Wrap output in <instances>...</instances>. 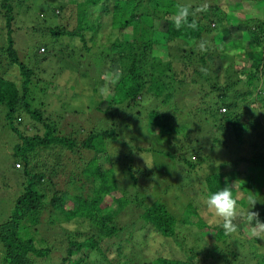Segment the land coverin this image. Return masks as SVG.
I'll return each mask as SVG.
<instances>
[{"label": "trees", "instance_id": "16d2710c", "mask_svg": "<svg viewBox=\"0 0 264 264\" xmlns=\"http://www.w3.org/2000/svg\"><path fill=\"white\" fill-rule=\"evenodd\" d=\"M18 1L0 0V16L2 17L0 19V25L2 26L0 27V106L6 108L2 116L8 123L10 131L18 138L17 143L11 149V155L14 164H19V167L15 166L17 170L23 166L21 175L27 183L23 193L16 200L15 212L11 219L0 225V242L4 244L6 249L5 262L7 264H35L34 259L31 257L41 258L51 252L50 248L52 249V247L49 249L42 248L38 251L34 236H26L25 238L22 235L23 232L29 231L31 228L36 231V226L43 222V210L48 212L57 208L68 221L75 220L81 222V224L97 223L102 226H110L116 223L119 214L132 201H137V203L143 205V201L134 196L127 199L124 195L119 197L114 195L117 191V182L113 180V160L105 146L107 141L110 140L126 142L127 139L124 137L125 128H129V122L130 126L134 125L135 127L141 123L143 109L148 111L146 113L148 123L157 126L156 133L158 134L152 133L156 135V143L158 144L157 138L167 135L168 139L171 142L173 141V144L172 146H170L171 142L164 144L168 147H164L161 151L155 148L157 145L155 147L145 146L140 148L130 146L126 142L127 148H140L139 150L148 153L151 157V153L159 155L161 160L183 161L190 169L195 170L198 166L196 162H200L199 160L202 157L201 152L193 154L189 160L183 150L174 147L176 141L180 139L178 138L179 134L184 132L182 126L187 125L186 119L183 123H176L174 113L179 112L180 107L178 108L175 99L179 100V92L183 90V87H193L191 82L198 83L202 92H204L199 99V105L197 104L195 107L206 112L208 118L215 123L210 128H219L220 131L231 132L238 144H241L242 140L245 141L247 136L252 138V135L255 134L260 139L256 142L264 147V127L262 124L264 122L257 124L259 112L264 113V93H262V98L259 97L262 96L259 93V91L261 92V86L264 88V19L256 20V17H247L244 20L235 19L237 25L230 24L227 21V14L221 6L218 3L207 2L208 0H114L124 10L132 7L127 13L118 12L113 17V24L117 26L118 33L121 35L131 29L132 38L126 40L117 37L109 50L104 51L102 54V62L104 66L105 64L107 66L101 72L100 80L102 82L105 80L101 77H105V73H110V68L120 70L122 75L120 80L112 87L114 96L111 100H104L103 103L96 106L104 115L103 121L100 122L101 128L93 130L92 134L88 135L81 145L85 149L95 152V157L88 161L83 159L79 161L92 162L94 165L97 164L95 162H105L103 163L105 166L98 164L96 170L91 168L88 170L85 167L84 173L87 174V182L84 178L81 180L80 176L71 179L69 187L77 188L78 193L73 192L74 188L71 190L58 188L59 185L56 184V176L53 171L43 168L44 172L38 173L31 167L32 163L39 162L36 156L40 155L44 156L41 158V162H50L49 164H55L60 171H66L59 162H66L64 152L72 151L75 153L76 148L79 146L78 139L72 134V130L68 134H63L62 129L70 127L68 125L64 126L63 123L61 124L59 120L54 118L53 112L51 114L53 116H51L42 110L41 107L46 105V101L49 99L43 97V101L36 100L35 95L39 93L33 92L32 86L38 83L35 82V79L40 81L37 78L38 71L47 72V69L44 68L45 64L49 65L53 58H57L60 38L66 36L70 38L78 37L84 43L87 51L91 52L92 49L86 45L84 32L91 31L93 36L97 35L99 20L97 21L98 25L93 23V9L101 5H104L103 8L105 9V4L110 0H68L67 5L75 7L79 16L77 20L78 28L74 30H68L66 26L50 28L49 35H47L48 41L42 42L45 44H40L31 58H29V54H23V57L19 54L13 37L18 21L14 7ZM245 1L250 2V0ZM255 1L256 3L264 2V0ZM178 5L189 6L190 12L195 11L201 5L207 6L206 11L197 12L195 16L189 15V22L194 19L198 25L195 30L186 26L180 30L176 29L174 20ZM63 6L65 7V5ZM63 6H59L58 9L62 11ZM115 9H118V6H115ZM157 21L166 22L164 30L165 44H161L159 37L156 36L155 24ZM223 22L226 23V26L221 27ZM213 32L215 35L210 42L214 43V48L207 46L209 43L208 37ZM245 35L249 36L248 46L245 45L247 40ZM179 41L185 43L188 47L181 49L184 53L179 59V64H177V66L180 65L178 70L177 66L175 67L169 61L170 54L166 51L163 52V48L166 47L163 45ZM201 43L204 48L199 47ZM228 43L233 47L230 51L223 49V46H227ZM40 50L43 54L40 53ZM241 54L245 56L246 63H249V70L248 68L242 69L239 67V63L236 62L241 60L243 56ZM71 56L69 55V59H72ZM95 58L97 57L95 56ZM73 59L79 65V58L75 59L73 56ZM15 71L18 72V75ZM89 72H83V74L87 76ZM182 75H184L183 77L187 76V78L179 80L178 77ZM222 77L224 81L220 82ZM50 82L51 84L54 83ZM105 86L108 87V85ZM178 87L181 89L179 92ZM205 87H208L210 91H206ZM93 89L95 93L97 91L99 93L96 85ZM44 91L45 89L40 90V94H43ZM257 91L258 94L253 98V102L243 106L242 104H245L244 102ZM46 96L49 95L46 94ZM256 102L261 103V110L260 107H251ZM160 104L173 108V112L161 110ZM105 106H107L106 109ZM19 113H24L29 117V120L37 122V125L33 126L35 128L42 127L43 134L35 133L31 135L29 132L22 131L16 122ZM200 117L203 120L202 117L205 118L206 116L201 115ZM54 120L59 122H54ZM104 120L105 129L103 127ZM195 123L197 122L195 121ZM130 139V143L136 144L135 139L140 138ZM255 143L251 145H255ZM138 152L140 151H128L132 163L140 159ZM40 156H38V159H40ZM52 156H55V158L52 159ZM240 159L242 162L263 166L264 168V151L261 153L254 152ZM137 163L143 167L136 172L143 173L146 169L145 162H136L135 165ZM236 166L237 164H235V168ZM47 168H51V166ZM124 169L134 171V167L131 165H127ZM241 173L237 169L228 171L225 176L230 180H226L223 184L231 185L232 181L239 182L238 187L241 190ZM206 176L209 179V184L214 183V178H212L214 176L208 173L204 175V177ZM89 178H91V182H88ZM133 180L134 184L137 185L139 180L134 173ZM223 187L224 185L219 184L216 189L208 193V196ZM87 188L89 189L88 192L86 191ZM50 189L53 190V194L50 200L47 201V191ZM89 193H92L93 196L90 197ZM70 195L74 200V206L67 209V197ZM110 196L118 205L117 209L103 206L104 201L106 202V199ZM157 197L155 199H145L146 203H149L142 213V218L156 232L166 238L173 237L171 239L173 240L178 237V229L182 223L177 225L179 221L169 209L168 197ZM187 209L192 212L190 215H193L192 205L189 204ZM258 213L260 221L264 222V207ZM95 228L97 229V227ZM203 230L209 238V243L206 241L208 246H204L207 249L198 251L196 250L197 246H188L186 242L190 240L184 237V245L181 243L182 248L180 249L181 258L171 253L172 258H167L164 255L162 257L158 256L156 261L151 264H242V262H237L238 260L235 258L237 255H235L233 261L227 259L229 257L226 254L227 252L222 249L229 248L230 250L233 246L229 243L224 247L222 246V243L225 242L222 241L220 235L222 232H218V235H216L210 225ZM240 230L246 231V227H241ZM249 232L251 234V231ZM84 234L85 232L77 230L75 235H72L73 243L69 248V256L63 260V264L68 261L70 264L87 263L90 252H93L97 246L94 242V240L96 241L95 237ZM82 236L85 237L84 240H79ZM199 236L198 239H200ZM201 237L206 240L205 236ZM165 242L168 243L169 241L164 240L163 244L164 250L168 252L170 245L166 246ZM259 263L264 264V257L261 258Z\"/></svg>", "mask_w": 264, "mask_h": 264}, {"label": "rangeland", "instance_id": "374dc122", "mask_svg": "<svg viewBox=\"0 0 264 264\" xmlns=\"http://www.w3.org/2000/svg\"><path fill=\"white\" fill-rule=\"evenodd\" d=\"M67 2L68 0H19L16 3L14 9L18 21L16 22V31L13 37L16 41V49L22 57L24 56L23 54H29V58H31L32 55L34 56L38 46L40 44H45L42 42L48 41L47 35H49L50 28L57 26H66L68 30L78 28L77 20L79 16L75 7L67 5ZM192 2L194 3V1ZM207 2L218 3L227 14V21L233 25L237 22L235 19L244 20L247 17H256V20L264 19L263 1L256 3L255 0H250V2H246L245 0H208ZM63 5H65V7ZM59 6H63L62 11L58 9L60 8ZM115 6H118V9H115ZM103 7L104 5H101L93 9L94 18L92 21L96 23V25H98L99 22L97 35L93 36L91 31L84 32L86 45L88 48L92 49L91 52L87 51L84 43L78 37L70 38L66 36L60 38L57 58H53L49 65L45 64L44 68L47 69V72L42 73L38 71L37 78L40 79V81L35 79V82L38 83L32 86L33 92L39 93L35 95L37 98L36 100L43 101V97L49 99L46 101V105L41 107L42 110L48 115H51L53 112L54 118L59 120L61 124L63 123L64 126L68 125V127H70L62 129L63 134H68L71 132L70 130H72V134L78 139L77 142L79 146L76 148L75 153L72 151L64 152L66 162H59L66 171H60L55 164H49L50 162H41V158L44 156L40 155H38L40 159L36 156L39 162L32 163L31 167L38 173L44 172L43 168L53 171L56 176V184L59 185L58 188L73 189L74 187H69L71 179H76L75 176H80V178H82L81 180L87 178V174L84 173L85 167L88 170H90V168L96 170V165L105 163L95 162L97 164L94 165L92 162H79L80 159L88 161L95 157V152L87 150L81 145L83 140H86L87 136L92 134L93 130L101 128L100 122L103 121L104 115L96 106L103 103L104 100L110 101L114 96L112 87L115 84L106 76V73L105 77H101L105 78V80L103 79V82L100 80V74L105 69V66H107L106 64L104 66L102 62V54L104 51L106 52L109 50V47L117 37L126 40L132 38L131 29H128L121 35L118 33L117 26L113 24V17L118 12L127 13L132 7L124 10L119 7L118 2L114 0H110L106 3L105 9ZM159 8L162 9L161 7ZM0 19H2L1 16ZM155 25L156 36L159 37L161 44H165L164 30L166 22L157 21ZM224 26H226L225 22H223L221 27ZM0 27L2 26L0 25ZM212 27H214V25H212ZM214 35V32L212 35H209V43L207 46H212L214 48V43L210 42ZM245 37L247 38L245 45L248 46L249 36L245 35ZM163 46H166L163 48V52L166 51V53L170 54L169 61L172 62L175 67L179 64V59L184 53H182L181 49H186L188 47L181 41L170 42L168 45ZM231 48L233 47L229 43L227 46H223L224 50L230 51ZM69 52L70 56L72 54V59H69ZM40 53L43 54L41 50ZM73 56L75 59L79 58V65L74 61ZM95 56L97 58H95ZM241 60L244 61L241 62ZM241 60L236 61L239 63V67L242 69L248 68L249 63H246L247 60L244 55ZM179 66H177L178 70ZM88 71H90L89 74L85 76L86 74H83V72L88 73ZM109 71L112 72L114 70L110 68ZM15 72L18 75V72ZM13 75L16 76L15 74ZM183 76L184 75L178 77V79L183 80V78H187V76ZM50 81L55 84H51ZM223 81L224 78L222 77L220 82ZM191 84L193 87H183L181 92H179L181 90L180 87L177 88L180 97L178 101L177 99H175V101L180 109L179 112L174 113L177 120L176 123H183L186 119L187 125L182 126L185 133L182 132L179 136L177 135L180 139L176 141L174 147L175 149L180 148L183 150V153H186L189 160L190 156L201 152L202 157L199 160L200 162H196V164H198L196 169H190L183 161L175 162L165 159L161 160L157 154L151 153V157L148 153L139 150L141 147H155L157 145L155 148L162 151L164 147H168L164 146V144L171 142L167 135H164L163 137L157 138L158 144L156 143V135L152 133L158 134L156 133L157 126L148 123L146 116L148 111L143 109L141 123L135 127L134 125L130 126L129 122V128H125L124 134L125 139H127L126 142L130 144V146H138L140 148H127L128 146H126L125 141L110 140L105 144L113 160V180L117 182V191L114 195L118 197L124 195L127 199L130 196H134L142 200L143 205L137 203V201H132V203L119 214L116 223L110 226H102L97 223L81 224V222H76L75 220L68 221L61 215L62 212L57 208H55L54 211L49 210L48 212L43 210V222L36 226V231H33V228H31L29 231L22 233L25 238L26 236H34L35 246L38 251L42 248L49 249L52 247V249L50 248L51 252L44 257H31L34 259L35 264H63V260L69 256V248L73 243L71 237L75 235L77 230L83 233L85 232L84 235L90 234L89 236L96 238L94 242L97 248L94 249L93 252H90L86 264H151L156 261L158 256L162 257V255L167 258H172L173 255H177V257L181 258L182 254L180 253V249L182 248L181 243L184 242V237L190 240L186 242L188 246H197L196 250L198 251L207 249V247L204 246H208L207 242L209 238L203 232V229L209 225L216 235H218V232H222L220 235L222 241H225L222 243L223 247L228 243L233 246L230 250L229 248L222 249L227 252L226 254L229 256L227 259L233 261V259L237 258V262H242V264H260L259 261L264 257V238L251 236L249 232L251 231L250 226L244 222L242 216L249 210L250 199L257 200L255 208L250 209L251 211L258 212L264 207V168L263 166L242 162L240 158L246 157L254 152L261 153L264 151V147L261 146L259 142H256L260 139L257 138L255 134L252 135V138L247 136L245 141L242 140V143L238 144L231 132L226 130L220 131L219 128H210L214 126L213 124L215 123L208 118L206 112L198 110L199 108L197 109L195 107V105H199V99L204 92H202L198 83L191 82ZM94 85L97 86V90L99 89V93L97 91L98 94L95 93L93 89ZM105 85H108V87ZM101 88L106 89L103 94L100 93ZM205 88L206 91H210L208 87ZM42 89H45V91L43 94H40V90ZM188 90L189 92L187 95ZM260 90L261 92L259 91V93L262 96L259 97L262 98L264 88L261 86ZM198 92L200 93L199 95ZM46 94L49 96H46ZM257 94L258 91L254 92L252 97L242 105L245 106L250 102L252 103L253 98ZM107 106H105V109ZM160 106L163 111L173 112V108H169V106L166 107L163 104H160ZM251 107H260L261 110V103L256 102L252 104ZM245 109L246 107L244 110ZM5 111L6 108L0 106V225L5 224L11 219L15 212L16 200L23 193L24 187L27 184L24 181V177L21 175L23 166L21 169L17 170L15 168L17 164H14V159L11 155V149L17 143L18 138L10 131L7 125L8 123L2 116ZM19 114L16 122L22 131L29 132L31 135L35 133H39L40 135L43 134L44 130L42 127L39 126L35 128V126H33L37 125V122L29 120V117L24 113ZM199 115L206 117H202L203 120H201ZM59 121L54 120V122ZM195 121L197 123H195ZM261 122H264L263 112H259V118H257V124ZM262 124L264 127V123ZM103 127L105 129V120ZM129 137H138L140 139H135L136 144H134L133 142L130 143L131 139ZM254 143L255 145H251ZM172 144L173 141L170 143V146H172ZM129 150L140 151L138 152L140 159L136 160V162L144 161L143 157L140 155L141 153L152 167L149 168L145 165L146 169L143 173L136 172L143 166L138 165V163L135 165L136 162L132 163L130 161L131 158L128 155ZM54 158L55 156H52V159ZM235 164H237L236 168ZM127 165L134 167V171L131 172L129 169H124ZM48 166H51V168H47ZM233 169L242 172L240 177L241 190L238 187L239 182H231L233 188L235 187L233 189V196L234 198L238 197V215L234 223L239 226V229L241 227H246V231L240 230L241 232L239 231L238 235H225L221 226L222 222L213 219L212 214L208 212L206 199L208 198V193L216 189L219 184L222 186L226 185L223 183L230 179L225 176V173ZM133 173L139 180L137 185L134 184ZM207 173L214 176L212 177L214 178V183L209 184L208 177H204ZM90 179L91 178L88 179V182H91ZM78 191L77 188L73 189L75 193H78ZM86 191L88 192L89 189L87 188ZM52 194V189L47 191V201L50 200ZM89 194L90 197L93 196L92 193ZM157 196L168 197L167 204L169 205V209L179 221L177 225H179V223L183 224H181V227L178 229V237H175L173 240H171L173 237L166 238L156 232L154 228L150 224H146L142 218V213L149 203H146L145 199H155V197L158 198ZM242 197L244 198L241 199ZM67 199V209L73 208L74 200L72 195L68 196ZM189 204L193 207V215H190L192 212L187 209ZM103 206H109L113 209L118 208L112 196L107 198L106 202L104 201ZM95 227H97V229ZM198 236L200 239H198ZM201 236H205L206 240ZM84 238L85 237L82 236L79 240H84ZM164 240L169 241L168 243L165 242L166 246L170 245L168 247V252L164 250ZM182 245H184V243ZM5 251L4 244L0 242V264H7L5 262ZM171 253H173V255ZM235 255H237V257H235ZM66 264H70V262L68 261Z\"/></svg>", "mask_w": 264, "mask_h": 264}, {"label": "clouds", "instance_id": "9594fccd", "mask_svg": "<svg viewBox=\"0 0 264 264\" xmlns=\"http://www.w3.org/2000/svg\"><path fill=\"white\" fill-rule=\"evenodd\" d=\"M207 6L201 5L195 11L190 12L189 6L178 5L177 11L175 13L174 24L177 30H180L182 27H187L195 30L198 25L193 19L189 22V15L195 16L197 12L206 11ZM200 47L203 48V44H200ZM122 73L120 70H114L110 73H106V76L112 81L113 84L117 83L121 78ZM106 91L105 88H101V93L103 94ZM145 164L151 168L149 161L143 156ZM17 167V166H16ZM235 188V187H234ZM233 186L225 185L221 190L210 194L206 199V206L208 212L212 214L213 219L221 221V226L224 230L225 235L239 234V226L234 223L237 218V199L233 196ZM257 200H249V210L246 214L242 216L244 222L250 226L251 234L257 238H264V222H261L259 219V213L251 211L250 209L255 208Z\"/></svg>", "mask_w": 264, "mask_h": 264}, {"label": "built area", "instance_id": "2783aa9c", "mask_svg": "<svg viewBox=\"0 0 264 264\" xmlns=\"http://www.w3.org/2000/svg\"><path fill=\"white\" fill-rule=\"evenodd\" d=\"M223 111H225V109H223ZM17 167H19V164H17Z\"/></svg>", "mask_w": 264, "mask_h": 264}]
</instances>
